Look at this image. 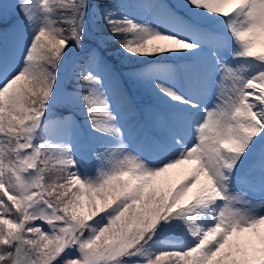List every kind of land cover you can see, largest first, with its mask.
Instances as JSON below:
<instances>
[{
  "label": "snow or ice",
  "instance_id": "6c2138e0",
  "mask_svg": "<svg viewBox=\"0 0 264 264\" xmlns=\"http://www.w3.org/2000/svg\"><path fill=\"white\" fill-rule=\"evenodd\" d=\"M16 8L0 35V264H264V202L249 198L264 195V0ZM93 22L123 72L86 48ZM73 48L84 56L62 91ZM141 91L167 117L149 114L155 134L138 120L134 146L121 110L136 115Z\"/></svg>",
  "mask_w": 264,
  "mask_h": 264
},
{
  "label": "rangeland",
  "instance_id": "374dc122",
  "mask_svg": "<svg viewBox=\"0 0 264 264\" xmlns=\"http://www.w3.org/2000/svg\"><path fill=\"white\" fill-rule=\"evenodd\" d=\"M168 1V3H167ZM19 0H0V35L7 34L10 37L12 26L20 19V14L16 8ZM108 3L111 4H130L133 3L134 0H107ZM163 3L169 5H176L178 0H162ZM107 33L103 31L96 22H93L88 30V34L86 37L85 45L86 48L94 47L98 48L101 52V55L105 56L106 60L113 65L117 71H124V63H122L115 51L118 48V45L109 42L107 40ZM264 47V34H260L258 36V49ZM84 53L75 50L74 48L69 53L68 58L62 62L61 65V87L62 91H71L74 81L72 79L76 69L77 64L83 58ZM232 63H238L236 61H231ZM177 65V70L175 72V76L178 79H182L184 69L179 65L182 62H175ZM160 106L161 109L157 108ZM135 107H136V115L129 113L126 109L121 110V121L124 125L126 135L128 137V142H130L134 146H138L139 137L136 134L137 121L139 120L144 124L145 131L151 134H155L154 130L147 122V118L149 114L155 113L158 114L162 119L167 116V108L163 104L161 100H159L156 96L152 95L147 91L138 92L135 96ZM57 113L64 111V106L62 104H58L54 109ZM76 119L82 123L83 125V115L81 113H76ZM83 127V139L82 144L84 147V153L88 161L89 169L91 171L95 170V157L94 153L90 151L89 140L87 135V129ZM87 137V143L85 142V138ZM85 142V143H84ZM195 167L194 162H185L177 167L170 169L166 174L169 177L170 183L162 185L165 190L168 187L177 186L184 178V176ZM255 203L261 204L264 202V195H261L259 192H254L249 197ZM170 239H177L178 237H169Z\"/></svg>",
  "mask_w": 264,
  "mask_h": 264
}]
</instances>
